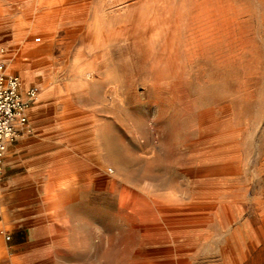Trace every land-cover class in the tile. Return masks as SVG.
<instances>
[{"label": "rangeland", "instance_id": "obj_1", "mask_svg": "<svg viewBox=\"0 0 264 264\" xmlns=\"http://www.w3.org/2000/svg\"><path fill=\"white\" fill-rule=\"evenodd\" d=\"M49 1L0 0L5 71L80 108L50 123L81 160L43 190L74 221L40 264H264V0Z\"/></svg>", "mask_w": 264, "mask_h": 264}, {"label": "crops", "instance_id": "obj_2", "mask_svg": "<svg viewBox=\"0 0 264 264\" xmlns=\"http://www.w3.org/2000/svg\"><path fill=\"white\" fill-rule=\"evenodd\" d=\"M2 20L8 26L0 27V46L9 49L16 42L6 37L10 24L18 20L17 15L7 12ZM20 91H24L21 86ZM66 102L71 109L65 108ZM73 110L80 108L69 94L59 92L37 99L27 110L26 129L6 149V169L0 178V264H40L45 248L69 246L72 209H60L55 193L46 198L43 190L54 179L57 163L81 160L74 151L64 154L59 150L54 143L59 130L50 125ZM6 228L12 235V246L19 248L14 255L3 251L1 234ZM10 233L6 235L9 238Z\"/></svg>", "mask_w": 264, "mask_h": 264}, {"label": "built area", "instance_id": "obj_3", "mask_svg": "<svg viewBox=\"0 0 264 264\" xmlns=\"http://www.w3.org/2000/svg\"><path fill=\"white\" fill-rule=\"evenodd\" d=\"M37 42L40 37H35ZM38 88L32 84L20 91V78L15 73L5 72L0 63V178L4 170V155L8 145L28 125L27 110L37 100ZM9 239V236L5 237Z\"/></svg>", "mask_w": 264, "mask_h": 264}, {"label": "bare ground", "instance_id": "obj_4", "mask_svg": "<svg viewBox=\"0 0 264 264\" xmlns=\"http://www.w3.org/2000/svg\"><path fill=\"white\" fill-rule=\"evenodd\" d=\"M55 1H57V0H50L49 2L50 3H54ZM141 1V0H140ZM145 3V2H144ZM85 4V3H84ZM87 4V3H86ZM81 5V4H80ZM83 5V4H82ZM155 6V5H154ZM149 9V8H148ZM170 10H171V8H170ZM81 11V10H80ZM85 12V11H84ZM151 12V11H150ZM149 13V12H148ZM161 13H163V12H161ZM147 14V13H146ZM171 14V13H170ZM149 17V16H148ZM145 19V18H144ZM170 19V18H169ZM54 21H55V19H54ZM135 21H136V19H135ZM143 21V20H142ZM170 22H171V20H170ZM141 23V22H140ZM127 25H129V24H127ZM172 25V24H171ZM91 27V29L92 30H95L96 28H95V25L92 23L91 25H90ZM99 26V25H98ZM130 26V25H129ZM142 26V25H141ZM120 27V26H119ZM143 27V26H142ZM120 29V28H119ZM147 29V28H146ZM116 30V29H115ZM115 30H114V32H115ZM130 30V29H129ZM152 30V29H151ZM164 30V29H163ZM126 31H127V29H126ZM137 31V30H136ZM101 32V31H100ZM14 33H16V32H14ZM166 33V32H165ZM104 34V33H103ZM106 34H107V32H106ZM167 34V33H166ZM114 35V34H113ZM119 35V34H118ZM131 35V34H130ZM135 35V34H134ZM133 36V35H132ZM16 37V36H15ZM108 38V37H107ZM148 38V37H147ZM34 43V42H33ZM137 43V42H136ZM143 44V43H142ZM139 45V44H138ZM31 46V44H29V45H25V44H23V50H25V49H27V48H29ZM144 46V45H143ZM137 48H138V46H137ZM142 49V48H141ZM18 62V61H17ZM20 63V62H19ZM23 64V63H22ZM6 72V71H5ZM23 78V83L24 84H28L29 82H30V73H29V76L25 79V74H23V76H22ZM27 80V82L25 83V81ZM48 81H50V79H45V81L43 82V83H41V85L43 86V91L39 94V96H38V94H37V98L39 99V98H41V97H43V96H45V95H48V94H51L52 93V91H54L53 89V87L52 86H50L49 85V83H48ZM25 86V85H24ZM264 217V216H263Z\"/></svg>", "mask_w": 264, "mask_h": 264}]
</instances>
